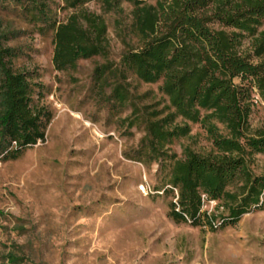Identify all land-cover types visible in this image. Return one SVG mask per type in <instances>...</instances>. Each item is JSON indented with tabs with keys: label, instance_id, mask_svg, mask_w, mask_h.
<instances>
[{
	"label": "rangeland",
	"instance_id": "374dc122",
	"mask_svg": "<svg viewBox=\"0 0 264 264\" xmlns=\"http://www.w3.org/2000/svg\"><path fill=\"white\" fill-rule=\"evenodd\" d=\"M43 1L59 19L82 9L100 14L107 53L79 58L73 69H56L50 31L39 33L17 3L0 2V30L8 33L4 43L18 50L11 64L37 82L32 104L49 113L42 140L15 158L0 159V264H264V207L221 224L216 218L214 228L173 221L166 214L170 194L152 188L161 179L157 163L123 156L143 131L124 127L120 121L129 106L110 109L91 70L105 58L117 63L125 41L137 43L129 31L130 5L121 1L120 10H103L97 0L72 8L60 7V0ZM249 47L244 37L240 48ZM126 82L138 103L167 101L159 80L127 73ZM247 120L250 127H264V97L255 88ZM184 145L204 152L212 144L200 122H189L188 133L169 148L180 155ZM251 157V170L264 173V154ZM213 205L214 200L204 201L202 208ZM7 251L19 256L16 263L6 260Z\"/></svg>",
	"mask_w": 264,
	"mask_h": 264
},
{
	"label": "trees",
	"instance_id": "16d2710c",
	"mask_svg": "<svg viewBox=\"0 0 264 264\" xmlns=\"http://www.w3.org/2000/svg\"><path fill=\"white\" fill-rule=\"evenodd\" d=\"M13 1L22 16L44 34L50 31L51 62L56 69H73L79 58L106 56V24L93 11L69 12L56 18L43 0ZM72 8L87 0H60ZM103 10L130 5V33L117 63L105 58L91 70L93 84L113 110L129 106L120 121L140 127L137 142L122 150L126 158L144 165L157 163L160 183L152 186L170 194L166 214L173 221L204 222L214 228L234 221L250 208L264 207V173L249 167L253 152L264 154V127H250L252 88L264 97V0H97ZM0 30V159H12L42 140L49 113L32 104L37 82L11 64L17 47L4 43ZM248 37L250 49L242 51ZM127 73L146 82L159 80L166 102L138 103L130 98ZM238 81L235 82L234 78ZM105 87H109L107 93ZM178 118V119H177ZM200 122L211 148L196 151L169 144ZM215 122L223 124L221 132ZM214 200L211 209L204 201ZM8 262L19 256L7 251Z\"/></svg>",
	"mask_w": 264,
	"mask_h": 264
}]
</instances>
